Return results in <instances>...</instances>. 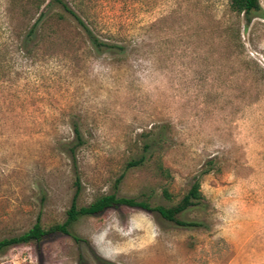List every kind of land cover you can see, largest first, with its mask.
Returning a JSON list of instances; mask_svg holds the SVG:
<instances>
[{
    "label": "rangeland",
    "instance_id": "rangeland-1",
    "mask_svg": "<svg viewBox=\"0 0 264 264\" xmlns=\"http://www.w3.org/2000/svg\"><path fill=\"white\" fill-rule=\"evenodd\" d=\"M42 1L0 0V240L65 221L78 178V206H171L199 179L203 204L179 217L204 226L121 205L72 224L81 241L52 233L0 264H264V0L249 23L229 0H67L126 52L53 7L66 19L24 54Z\"/></svg>",
    "mask_w": 264,
    "mask_h": 264
},
{
    "label": "trees",
    "instance_id": "trees-1",
    "mask_svg": "<svg viewBox=\"0 0 264 264\" xmlns=\"http://www.w3.org/2000/svg\"><path fill=\"white\" fill-rule=\"evenodd\" d=\"M45 0L38 4V17L34 23L30 26L27 32L23 35L22 48L21 51L24 54H32L33 48H31L32 42L40 36V31L45 22L60 23L63 19H66L64 13L55 12L49 14V9L53 7H60L64 12L68 13L77 24L84 30L85 34L91 41V43L97 48H108L117 49L121 52H126L127 46L125 44L111 43L105 41L97 33L96 27L89 26L81 14L72 8L67 0H49L46 4L47 9L41 10ZM230 10L238 15L243 14L246 17L247 23L252 19V16L256 13L263 14L262 6L260 0H229ZM76 132H78L76 130ZM77 134V138L80 139V134ZM81 141V140H80ZM79 141V142H80ZM146 148H149L148 146ZM74 150V149H72ZM144 157L130 161L128 166H135L142 163ZM159 169L162 174L169 176V170L164 168L162 164L159 165ZM119 180L117 181L118 184ZM77 190L75 197L72 201L70 208L67 210V217L65 221L61 223H56L50 227L45 228L40 221V218L36 223L27 231L20 235L3 238L0 240V252L5 251L7 248L18 245L27 244L32 242H40L45 237L51 235L52 233H64L70 235L75 241H81L82 238L71 230V225L78 221L81 217L97 215L104 212L108 208L119 207L121 205L137 207L150 212H155L159 214L165 220L173 222L175 225L185 228H200L204 226V222L198 220H185L179 217V214L186 212L192 207L203 204L205 198L201 190V182L196 179L191 185L187 193L182 197V199L174 205H152L149 201L138 199L137 197H127L118 195L116 192L108 193L100 196L95 201L88 205L78 206L76 202L77 194L80 190L79 178L75 182ZM166 197L170 198V194L167 189L164 190Z\"/></svg>",
    "mask_w": 264,
    "mask_h": 264
}]
</instances>
